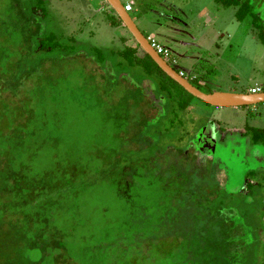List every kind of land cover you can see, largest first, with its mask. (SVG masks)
<instances>
[{"label": "rangeland", "instance_id": "1", "mask_svg": "<svg viewBox=\"0 0 264 264\" xmlns=\"http://www.w3.org/2000/svg\"><path fill=\"white\" fill-rule=\"evenodd\" d=\"M250 1L264 24V0ZM47 2L49 13L42 18L31 13L34 0H0V62L8 60L12 69L18 64L29 68L37 61L43 62L41 66L36 64V71L50 75L46 81L49 87L45 88L48 94L43 96L45 102L41 95L36 102L49 115L55 112L63 131L61 149L68 152L63 154L78 156L92 177H98L93 174L98 160L95 155H106L110 146L118 144V129L113 122H142V133L157 122H164V127L172 125L160 138L158 146L162 149L155 163L156 173L170 185L160 177L154 178L148 166L140 168L142 178L135 182L140 191L135 196L140 218L141 213L146 217V212L151 216L141 219L145 233L135 232L140 234L139 241L146 244L148 238L144 236L151 234L156 243L167 239L169 246H143L127 251L123 257L115 256L109 264L264 262V146L255 144L247 129L264 127V102L216 107L194 97L188 108H180L176 101L169 100L160 104L155 116L150 110L144 111V106L140 109L141 105L135 108L123 104L122 98L133 96V89L115 80L122 71L116 65L120 58L109 54L103 64H97L91 52L92 47L110 53L135 44L124 25L111 23L113 8L106 0ZM122 2L133 3L130 14L139 29L169 47L177 60L171 61L173 67L201 90L249 92L251 87H264V44L259 29L251 16L239 20L235 6L216 0ZM36 30L38 34L33 37L31 33ZM52 31L66 38L65 45H75L74 49L52 54L31 49L34 38ZM86 60L100 66L103 73L97 67H87ZM197 78L201 80L197 82ZM36 84L30 82L28 91ZM146 89L151 98L163 97L156 87L149 85ZM115 112L121 117H115ZM164 114L166 118L160 120ZM136 130L131 134L137 135ZM249 183L251 188L244 190ZM180 190L185 198L179 204ZM87 193L84 208L88 215H102L100 207L115 205L117 200L115 185L108 180L100 181ZM207 197H213L211 209L205 205ZM142 203L145 208L141 212ZM116 215L121 213L109 212L107 220L114 222ZM174 238L178 246L170 247ZM132 255L137 256L136 262L130 259Z\"/></svg>", "mask_w": 264, "mask_h": 264}, {"label": "trees", "instance_id": "2", "mask_svg": "<svg viewBox=\"0 0 264 264\" xmlns=\"http://www.w3.org/2000/svg\"><path fill=\"white\" fill-rule=\"evenodd\" d=\"M216 1L235 6L239 20L251 16L264 44V24L260 23V17L250 0ZM48 6L47 0H34L31 13L45 18L49 13ZM110 20L113 25H123L115 13ZM20 30L24 32L23 26ZM31 34L34 37L38 34L37 30ZM65 39L60 33L52 31L34 38L30 42L31 49L49 54L74 49L75 45H65ZM140 49L135 42L110 53L100 47H92L91 52L97 64H103L109 54L120 58L116 65L122 71L115 80L118 85L133 89V96L122 98L123 104L127 102V105L135 108L141 105L140 109L144 106V111L150 110L152 116L160 112V104L169 100L176 101L180 108H188L194 96L168 76L150 55L143 50L140 54ZM36 64L41 66L43 62L37 61ZM36 64H30L29 68H26V64H18L12 69L8 60L0 62L3 70V73L0 72V264H109L115 256L123 257L127 251H135L143 246L155 249L168 247L170 241L163 239L161 244L156 243L151 234L144 236L148 238L146 244L139 241L138 236L145 233L141 224L151 216L146 212V217L141 213L140 218L139 207L135 204V196L140 191L135 182L142 178L140 168L147 166L151 172L154 171V178L165 179L159 172L156 173L157 152L162 149L158 143L172 125L164 127V122H157L142 133V122H113L118 129V144L110 146L106 155H95L98 160L93 174L98 177H92L78 156L63 154L68 152L61 149L63 131L55 112L49 115L36 102L40 95L45 102L43 96L48 94L45 88L49 87L46 81L50 76L37 72ZM97 64L85 61L87 67H97L103 73ZM19 68L21 72H18ZM134 78L137 79L136 83H133ZM200 80L197 78V82ZM32 81L37 84L28 91L27 85ZM149 85L159 89V95L163 97L151 98L146 89ZM115 114V117H121L120 113ZM165 118L164 114L160 120ZM134 129H138L135 131L137 135L131 134ZM247 129L252 141L264 146V127L249 126ZM103 180L115 185L117 200L115 205L100 207L102 215L94 212L89 216L84 208L87 192ZM164 182L170 185L167 180ZM251 185L249 183L243 189H250ZM182 190L179 191V204L185 198V195H181ZM211 198L207 197L206 206L211 204ZM144 208L145 203H142L141 212ZM109 212H114V215L120 212L121 215L114 216L116 220L109 222ZM139 230L140 234L136 235L135 232ZM197 245L200 246V243ZM176 246L177 238H174L170 247ZM130 259L136 262L137 256L132 255Z\"/></svg>", "mask_w": 264, "mask_h": 264}, {"label": "water", "instance_id": "3", "mask_svg": "<svg viewBox=\"0 0 264 264\" xmlns=\"http://www.w3.org/2000/svg\"><path fill=\"white\" fill-rule=\"evenodd\" d=\"M113 8L114 13L122 20L123 25L131 33L135 41L142 50L151 56L159 67L172 79L178 82L185 90L194 97L216 107H238L246 105H255L264 102V91L261 92H224L213 91L204 92L195 86L188 78L180 74L164 59V57L155 50L149 42L147 36L139 29L137 23L132 18L129 11L126 10L122 0H106Z\"/></svg>", "mask_w": 264, "mask_h": 264}, {"label": "built area", "instance_id": "4", "mask_svg": "<svg viewBox=\"0 0 264 264\" xmlns=\"http://www.w3.org/2000/svg\"><path fill=\"white\" fill-rule=\"evenodd\" d=\"M125 8L129 12L132 11L133 3L132 2L126 3ZM148 40L151 43V45L155 48V50H157V52L161 54L163 57L167 59L172 57V50L170 48L157 41L154 37L149 36ZM261 91H263V87L261 86H255L252 88V92H261Z\"/></svg>", "mask_w": 264, "mask_h": 264}, {"label": "flooded vegetation", "instance_id": "5", "mask_svg": "<svg viewBox=\"0 0 264 264\" xmlns=\"http://www.w3.org/2000/svg\"><path fill=\"white\" fill-rule=\"evenodd\" d=\"M149 36H147V38H148ZM169 48V47H168ZM164 59L168 62V64H170L172 67H173V65L171 64V61L173 62V63H176V59L174 58V56L172 55V57L171 58H165L164 57ZM177 70V69H176ZM178 71V70H177ZM180 74H182L184 77H186L185 75H184V73L182 72V71H178ZM187 78V77H186ZM189 79V78H188ZM190 80V79H189ZM191 81V80H190ZM252 88L253 87H251L250 89H249V92H252ZM203 91V90H202ZM263 91H264V87H263ZM205 92V91H204ZM209 92H211V91H209ZM181 139L183 140V138L181 137V138H179V140L181 141ZM214 141H216V140H214Z\"/></svg>", "mask_w": 264, "mask_h": 264}, {"label": "crops", "instance_id": "6", "mask_svg": "<svg viewBox=\"0 0 264 264\" xmlns=\"http://www.w3.org/2000/svg\"><path fill=\"white\" fill-rule=\"evenodd\" d=\"M127 3H129V2H127Z\"/></svg>", "mask_w": 264, "mask_h": 264}]
</instances>
